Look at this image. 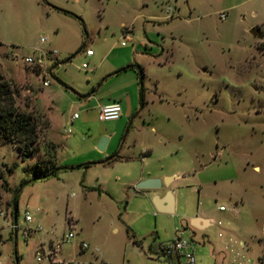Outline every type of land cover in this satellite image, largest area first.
Returning <instances> with one entry per match:
<instances>
[{
    "label": "rangeland",
    "instance_id": "obj_1",
    "mask_svg": "<svg viewBox=\"0 0 264 264\" xmlns=\"http://www.w3.org/2000/svg\"><path fill=\"white\" fill-rule=\"evenodd\" d=\"M258 47L264 0H0V81L37 126L33 156L0 142V209L17 195L19 218L40 227L23 238L0 217V264H37L50 245L54 263L39 264H162L158 248L175 235L198 264H264ZM37 51L56 52L46 87L21 61ZM113 102L121 117L99 121ZM43 158L75 168L23 185ZM146 178L161 186L137 190ZM169 191L173 211L161 212L154 197Z\"/></svg>",
    "mask_w": 264,
    "mask_h": 264
},
{
    "label": "built area",
    "instance_id": "obj_2",
    "mask_svg": "<svg viewBox=\"0 0 264 264\" xmlns=\"http://www.w3.org/2000/svg\"><path fill=\"white\" fill-rule=\"evenodd\" d=\"M85 53L88 56L92 55V51L90 49L86 50ZM55 55V51H37L32 55L22 58L21 61L30 69L39 71L38 77L42 81V86L46 87L49 85L51 77V67L48 65V62H51V64L56 63L57 61L54 59ZM82 68H86V64H82ZM121 115L122 106L117 102L100 106L98 110L99 121L116 120L121 117ZM77 117L78 115L73 113L69 118V124H72L73 121L77 119ZM70 132V129H68L67 133ZM219 209L222 210L223 207H219ZM7 216L10 217V221L7 223V228L11 233H14L15 236L20 232L23 238H28L34 236L40 231L39 226L30 227L28 225V223L32 221V217L27 211H25L23 216L19 218L18 213L15 215L14 211L10 208L0 209V217L5 218ZM73 237L74 236L72 233H69L67 236L68 239ZM81 248L86 249L87 245L84 243L81 245ZM59 249V245H50L48 249L40 246L35 253L37 264L41 263L43 259L54 263V258ZM162 254L163 256L160 257L162 264H166L164 263L166 258H170L171 264H173L174 261L177 264H198L193 252L192 241L182 236L175 235V237L169 243L162 247Z\"/></svg>",
    "mask_w": 264,
    "mask_h": 264
},
{
    "label": "trees",
    "instance_id": "obj_3",
    "mask_svg": "<svg viewBox=\"0 0 264 264\" xmlns=\"http://www.w3.org/2000/svg\"><path fill=\"white\" fill-rule=\"evenodd\" d=\"M56 10L61 11L58 8ZM261 46V45H260ZM262 47H258L261 49ZM264 50V48H262ZM66 60L65 62L69 61ZM64 62V63H65ZM130 66H127L120 71H125ZM140 76H143L142 70L138 67ZM141 84V81H140ZM11 89L9 82L5 80L0 81V142L2 145L12 144L15 149L20 153V155L25 159L28 156L35 155L36 148L34 144L37 141V126L32 117L29 114L19 111L14 106V101L11 98V95L14 94ZM139 104L140 106L144 105V95L143 88L140 87L139 91ZM117 155L108 158L106 161H101L98 163H104L109 161H114L117 159ZM55 159V157H54ZM95 163H88L85 167ZM75 167H56L54 161L51 159H42L39 164H35V175L32 180L26 181L23 183L28 184L37 180H44L51 178L57 174L59 170H73ZM13 211L14 214H17V195L14 198L13 202ZM129 230V229H128ZM162 247L158 248V257H162Z\"/></svg>",
    "mask_w": 264,
    "mask_h": 264
},
{
    "label": "water",
    "instance_id": "obj_4",
    "mask_svg": "<svg viewBox=\"0 0 264 264\" xmlns=\"http://www.w3.org/2000/svg\"><path fill=\"white\" fill-rule=\"evenodd\" d=\"M250 33L252 34L253 37L256 38H261V34L260 31L256 28H253ZM129 110V106L127 103V111ZM108 142V138L107 137H103V139H101L100 143L97 146V149L99 151H104L105 146ZM167 180H171V178H168ZM161 186V181L158 179H146L143 181H140L139 183H137L136 185V189L137 190H144V189H155L157 187ZM154 203L155 206L157 208V210L161 211V212H172L173 211V198L171 195V192L169 191L166 196L160 198L158 196L154 197ZM198 219L195 218L192 220V223L194 225H197ZM204 224H206V221H203ZM164 263L166 264H171V260L170 258H166L164 260Z\"/></svg>",
    "mask_w": 264,
    "mask_h": 264
},
{
    "label": "crops",
    "instance_id": "obj_5",
    "mask_svg": "<svg viewBox=\"0 0 264 264\" xmlns=\"http://www.w3.org/2000/svg\"><path fill=\"white\" fill-rule=\"evenodd\" d=\"M114 103V102H113ZM118 103V102H117ZM147 179V178H146ZM142 181V180H141ZM195 218H197L198 219V222H197V225H194L193 223V225L195 226V227H197V228H200V226H201V228H204V227H206V226H209L210 224H211V220L210 219H206V218H203V217H195ZM195 218H193V219H195ZM192 219V220H193ZM203 221H206V224H204L203 223Z\"/></svg>",
    "mask_w": 264,
    "mask_h": 264
}]
</instances>
